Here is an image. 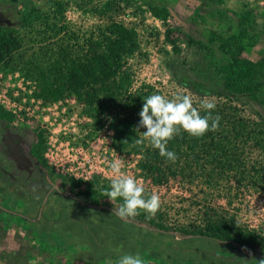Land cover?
Instances as JSON below:
<instances>
[{
	"label": "rangeland",
	"instance_id": "rangeland-1",
	"mask_svg": "<svg viewBox=\"0 0 264 264\" xmlns=\"http://www.w3.org/2000/svg\"><path fill=\"white\" fill-rule=\"evenodd\" d=\"M149 6L170 10L168 24L179 53ZM64 7L61 18L50 0H0V24L15 30L21 41L13 59L0 66V106L14 115L12 122L0 120V264H116L122 253L137 252L146 264H264L258 250L185 236L179 229L198 224L206 214L225 216L264 240V191L237 201L217 187L201 191L176 181L157 185L140 170L139 157L113 147L108 129L95 130L88 108L74 95L67 91L52 98L49 79L61 47L83 45L116 22L138 33L141 51L127 58L125 67L133 88L151 84L199 104L227 103L238 116L264 122V107L224 90L218 68L228 57L210 42L211 32L226 39L237 34L240 16L253 11L251 45L244 56L264 62V0H64ZM29 9L46 15L27 22L23 15ZM39 131L52 175L31 155ZM113 160L141 183L146 195H159L168 232L133 217L121 219L110 199L95 205L80 189L70 191L71 178L98 176L109 183L115 177Z\"/></svg>",
	"mask_w": 264,
	"mask_h": 264
},
{
	"label": "trees",
	"instance_id": "trees-1",
	"mask_svg": "<svg viewBox=\"0 0 264 264\" xmlns=\"http://www.w3.org/2000/svg\"><path fill=\"white\" fill-rule=\"evenodd\" d=\"M50 1L56 14L64 17V0ZM149 10L155 18L165 23L166 40L174 52L179 53L177 40L173 38L174 30L168 24L170 10L159 6H149ZM45 15L40 10L29 9L23 19L33 22L41 20V16ZM253 23V11H247L240 16V30L237 34L226 39L217 32H211L210 42L218 43L219 49L228 57L227 62L218 68L224 90L230 94L245 95L264 107V62L244 56L251 45L249 30ZM71 35L78 40L77 35ZM20 49L21 41L15 30L0 24V66L10 62ZM140 51L136 30L116 22L90 35L83 45L76 42L75 46L61 47L50 72L52 98L58 99L67 91L74 95L88 108L95 130L108 129L113 134V147L121 153L139 157L140 170L148 174L157 185H168L176 181L201 191L217 187L225 191L231 197L229 199L237 201L245 198L247 193L264 191V122L238 116L237 109L227 103L215 104L212 110V118H219L215 130L201 137H193L181 130L169 141L168 150L177 156L174 163L160 156L159 150L154 149L148 140L137 142L143 139V131L146 130H137L144 99L156 93L168 99L176 96L168 95L151 84L133 88L132 77L125 71L126 59ZM193 105L199 108L200 104L193 101ZM200 114L204 115L205 110L200 109ZM0 120L12 122L14 115L0 106ZM37 137L38 142L31 148V155L51 173L45 155L43 131H39ZM68 182L71 184V192L80 189L81 195L95 205L109 199L106 192L110 189V182L106 183L98 176L71 178ZM240 189H243V193H240ZM122 203V199L118 198L112 201L111 206L118 208ZM133 218L147 223L155 230H170L160 210L155 216L141 211ZM179 229L185 236L231 242L264 253L263 239L239 228L225 216L214 219L206 214L205 220L198 224L181 226Z\"/></svg>",
	"mask_w": 264,
	"mask_h": 264
},
{
	"label": "clouds",
	"instance_id": "clouds-1",
	"mask_svg": "<svg viewBox=\"0 0 264 264\" xmlns=\"http://www.w3.org/2000/svg\"><path fill=\"white\" fill-rule=\"evenodd\" d=\"M216 107L214 102L204 100L199 108L193 105L192 98L186 94H177L168 99L164 95L156 93L144 99L139 112V128L143 131V139L138 143L148 140L154 149L159 150V155L167 161L175 162L176 153L168 150L167 145L181 130L193 137H201L208 131L215 130L219 124V118H212V110ZM200 109L205 114H200ZM211 121V123H210ZM110 170L115 177L110 181V189L106 196L111 200L122 199L123 203L114 209L115 214L121 219L137 216L141 211L155 216L160 208V197L153 192L146 195L141 183L122 171L121 162L113 160ZM116 264H146L140 253H122Z\"/></svg>",
	"mask_w": 264,
	"mask_h": 264
}]
</instances>
